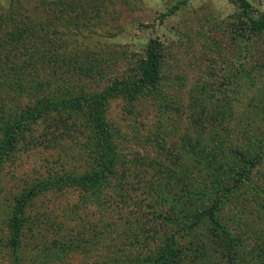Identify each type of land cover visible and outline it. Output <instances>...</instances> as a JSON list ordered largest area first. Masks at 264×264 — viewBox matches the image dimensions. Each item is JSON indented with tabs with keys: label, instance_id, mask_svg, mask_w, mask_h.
I'll return each mask as SVG.
<instances>
[{
	"label": "rangeland",
	"instance_id": "rangeland-1",
	"mask_svg": "<svg viewBox=\"0 0 264 264\" xmlns=\"http://www.w3.org/2000/svg\"><path fill=\"white\" fill-rule=\"evenodd\" d=\"M249 1L251 14H264V0ZM240 13L234 0H0V57L10 56L0 62V142L22 110L137 80L150 39L161 42L156 92H117L104 104L117 156L110 186L65 184L101 158L88 106L43 109L16 132L0 175V264H11V218L36 185L23 221L46 220L42 242L53 244L27 264H143L158 257L170 224L195 220L219 194L216 218L242 235L251 264H264V36L246 39ZM16 26L41 45L27 57L6 47ZM244 166L247 178L230 187ZM220 168L228 178L210 185ZM159 188L168 198L156 199ZM197 232L215 246L213 224ZM200 250L182 249L178 264L225 263Z\"/></svg>",
	"mask_w": 264,
	"mask_h": 264
},
{
	"label": "trees",
	"instance_id": "trees-1",
	"mask_svg": "<svg viewBox=\"0 0 264 264\" xmlns=\"http://www.w3.org/2000/svg\"><path fill=\"white\" fill-rule=\"evenodd\" d=\"M239 4V8L241 9V15L248 21V25L246 31L243 32L246 39L256 41L257 38L263 37L264 35V14L253 15L251 12H255L253 6L249 0H234ZM81 8L82 6L79 5ZM83 9V8H82ZM26 28L20 29L16 26V29L10 38L6 47L9 51L15 53L16 55L20 51H28L26 53V57L33 50V48L40 47L37 45H33L30 39L27 37H23L24 31ZM1 31V28H0ZM259 36V37H258ZM33 37V36H32ZM25 38V39H23ZM35 43H39L35 41ZM41 44V43H40ZM161 42L157 38L150 39L146 50H145V58L142 62L140 76L137 80L131 82H121L119 84L116 82L114 85L110 87V89L101 95H97L95 97H89L90 100L86 101V96H78V101L64 97H60L61 106L57 104V102L53 103L52 106L41 104L35 105L33 108H27L22 110L19 115L18 124L21 126H15V132H9L5 130L7 133L2 137L0 142V175L2 172V165L8 161L9 153L14 146V142L16 139V132L22 131L31 121H34L36 115H39L43 109H51L54 113L61 112L59 109H69V110H77L79 111L84 106H88L90 108L91 119L96 125L97 132H99V148L100 152L97 157H101L100 160H97V164L95 167L83 173L80 176H69L66 181V185L68 187L73 185L83 186L85 189H94L97 191L99 187L107 182V185L110 186L111 181L114 179L116 175L112 176V165L116 164V153L113 149V141L110 137L109 127L105 121V108L104 104L107 103L108 99L115 95L117 92H124L130 95H142L144 93H150L152 95L156 92V88L159 86L160 74V58L158 49L160 47ZM33 46V48L31 47ZM10 56L6 55L4 57H0V62H4ZM21 59V58H20ZM21 63L26 64V60L21 59ZM1 65V64H0ZM20 80L27 81L26 77H20ZM159 95H162L160 91ZM85 99V100H84ZM195 108L192 107V110ZM25 120L23 123L22 121ZM196 120V119H195ZM1 130H4L2 127ZM11 133L13 135H11ZM229 147V146H228ZM234 150V148H232ZM10 161V160H9ZM225 169L220 168L217 173V176L211 175V182L206 178L204 181H209L210 185L218 183L219 180L227 179L224 172ZM251 170V169H250ZM247 171V168L244 166V169L240 170V174L237 173L236 179L232 182L230 181V187H238L240 184L244 182L245 176H241ZM247 178V177H246ZM217 181V182H215ZM51 183L50 181H48ZM222 182V181H221ZM226 183V182H225ZM52 184H47L44 187H51ZM227 186H223L222 188H226ZM37 185L33 187L28 195H23L20 199V202L14 211L11 219V228H10V240L8 241L10 252H11V264H27L28 260H40L42 255L47 253V250L51 248L53 242H46L43 244L42 239H48V227L49 223L43 222H33L32 227L24 224L23 216L26 212L27 205L29 206L32 203V198L36 195ZM38 191L41 189L40 184L38 186ZM213 188V187H212ZM234 189V188H233ZM94 191V192H95ZM163 195H167L163 188L157 189L155 192L156 199H166L168 197H163ZM189 197V196H185ZM200 197V196H198ZM196 196L190 197L191 200L195 201ZM222 199L219 194L212 205V208L207 212L206 210L199 212L196 214V219L189 222L186 218L181 216L182 218L177 219V223L173 225H169L168 231L165 233L166 244L162 245V249L158 254V257L154 258H144L143 264H178V259L182 255V249L185 252L186 248L190 249V252L197 251V249L201 248V254L206 256L220 257L224 258V264H251L249 259L255 258L253 256H249L247 253L246 246L248 243L244 240L242 235L234 234L232 231H229L215 216V209L220 206ZM205 216L208 217L209 222L205 221ZM213 224V227L218 229L219 238L215 240V246H210L208 242L213 238H207L205 236L202 237L197 231L202 225ZM34 226H44L45 231L43 233L36 231L33 229ZM198 228V229H197ZM31 231L33 233V241L27 244L25 240V235ZM44 234V236H43ZM60 238V237H59ZM58 238V239H59ZM184 241H188V245L181 246V243ZM60 244H63L62 242ZM261 244V243H260ZM180 245V246H179ZM264 246V244L262 245ZM264 252V250H263ZM101 254V253H100ZM103 252L99 258L103 256ZM247 260V261H244ZM130 264V263H128ZM260 264V263H258Z\"/></svg>",
	"mask_w": 264,
	"mask_h": 264
}]
</instances>
